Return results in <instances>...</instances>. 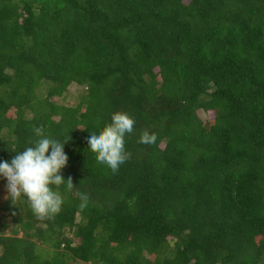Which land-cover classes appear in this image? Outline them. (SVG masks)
I'll use <instances>...</instances> for the list:
<instances>
[{
	"label": "trees",
	"instance_id": "obj_1",
	"mask_svg": "<svg viewBox=\"0 0 264 264\" xmlns=\"http://www.w3.org/2000/svg\"><path fill=\"white\" fill-rule=\"evenodd\" d=\"M114 112L115 172L87 143ZM38 127L74 188L43 218L8 197L0 264H264V0H0V160Z\"/></svg>",
	"mask_w": 264,
	"mask_h": 264
},
{
	"label": "clouds",
	"instance_id": "obj_2",
	"mask_svg": "<svg viewBox=\"0 0 264 264\" xmlns=\"http://www.w3.org/2000/svg\"><path fill=\"white\" fill-rule=\"evenodd\" d=\"M135 120L126 112H114L110 123L87 133L88 148L96 154L98 163L106 164L113 172L119 169L127 158L125 136L134 130ZM37 140L23 149L14 151L11 160H0V178L6 180V189L12 199L24 198L38 217L56 214L61 210L63 199L53 190V185H66L72 190L71 178L60 174L66 167L68 156L64 151L67 140L51 138L42 128H36ZM154 133L145 131L140 143H155ZM80 206L87 205L88 195L79 192Z\"/></svg>",
	"mask_w": 264,
	"mask_h": 264
},
{
	"label": "rangeland",
	"instance_id": "obj_3",
	"mask_svg": "<svg viewBox=\"0 0 264 264\" xmlns=\"http://www.w3.org/2000/svg\"><path fill=\"white\" fill-rule=\"evenodd\" d=\"M84 89L80 88L77 85H71L68 89V91L61 97L57 98L56 101L63 106H68V107H76L81 100V96L84 94ZM12 116L13 113L11 114ZM198 116L200 119L203 121L205 120H212L214 118V113H205L202 111L198 112ZM9 194L6 189V181L5 180H0V206L5 203V201L8 199ZM54 233H50V238L54 239Z\"/></svg>",
	"mask_w": 264,
	"mask_h": 264
}]
</instances>
